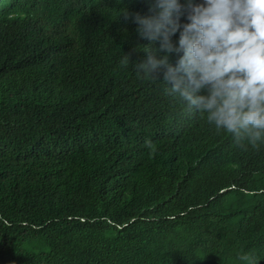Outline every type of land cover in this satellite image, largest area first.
I'll return each mask as SVG.
<instances>
[{
	"label": "trees",
	"instance_id": "obj_1",
	"mask_svg": "<svg viewBox=\"0 0 264 264\" xmlns=\"http://www.w3.org/2000/svg\"><path fill=\"white\" fill-rule=\"evenodd\" d=\"M153 2L0 0V264H264V144L137 77Z\"/></svg>",
	"mask_w": 264,
	"mask_h": 264
},
{
	"label": "clouds",
	"instance_id": "obj_2",
	"mask_svg": "<svg viewBox=\"0 0 264 264\" xmlns=\"http://www.w3.org/2000/svg\"><path fill=\"white\" fill-rule=\"evenodd\" d=\"M149 12L154 14L136 13L132 19L142 38L159 39L160 45L159 50L134 49L145 53L142 61L131 63L137 77L158 81L162 71L165 93L187 112L206 114L217 134L231 135L244 151L264 144V0H154ZM122 14L129 18L127 10ZM157 51L182 55L173 67ZM129 64L130 55L123 54L120 66ZM240 260L259 261L251 252Z\"/></svg>",
	"mask_w": 264,
	"mask_h": 264
}]
</instances>
